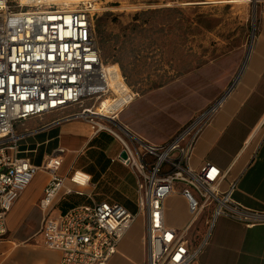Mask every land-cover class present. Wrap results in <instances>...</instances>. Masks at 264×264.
<instances>
[{"label":"built area","instance_id":"1","mask_svg":"<svg viewBox=\"0 0 264 264\" xmlns=\"http://www.w3.org/2000/svg\"><path fill=\"white\" fill-rule=\"evenodd\" d=\"M102 10L100 0H0V240L7 234L6 218L13 205L36 174L46 171L50 180L39 202L46 212L40 229L42 246L59 250L64 264H108L138 215L107 200L55 214L67 195H86L91 178L74 170L69 176L74 187L67 186L66 177L58 174L59 150L41 165L19 156L15 126L86 100L119 95L98 43L96 20ZM136 95L129 89L128 101ZM220 105L218 100L162 144L146 142L123 126L118 125L120 131L108 126L104 116L116 118L118 110L100 115L94 114L99 106L82 109L80 115L95 133L106 130L121 143L122 151L112 161L136 175L137 202L145 217L146 264H192L206 240L194 245L190 225L207 212L210 226L221 215L247 225L264 223V210L232 199L235 182L221 190L226 176L221 168L209 161L199 168L189 165L205 124ZM177 183L192 217L184 229L169 226L165 216L166 201L177 191Z\"/></svg>","mask_w":264,"mask_h":264},{"label":"crops","instance_id":"2","mask_svg":"<svg viewBox=\"0 0 264 264\" xmlns=\"http://www.w3.org/2000/svg\"><path fill=\"white\" fill-rule=\"evenodd\" d=\"M218 100L221 105L205 124L189 165L199 168L207 161L217 165L226 172L222 191L235 182L234 201L264 210V7L249 48L231 49L136 95L113 119L117 127L123 126L142 140L162 144ZM70 107L17 123L19 156L41 165L59 150L62 164L58 174L66 177L67 186L74 187L69 180L74 170L90 176L91 186L84 190L93 199L67 195L72 197L65 205L68 209L93 200L123 205L122 200L137 198L136 175L122 163L112 161L122 151L119 140L106 130L95 133L80 111H67ZM109 138L118 145L113 147ZM84 155L86 160L78 164ZM49 180L48 172L39 171L8 213L7 234L0 240V264H64L59 250L42 246L40 229L46 212L39 202ZM176 189L165 204L166 222L184 229L192 217L181 194L182 185L177 183ZM209 216V212L202 214L190 225L188 234L194 245L206 240L192 264H264V223L247 225L221 215L210 226ZM147 257L142 215L119 242L108 264H146Z\"/></svg>","mask_w":264,"mask_h":264},{"label":"rangeland","instance_id":"3","mask_svg":"<svg viewBox=\"0 0 264 264\" xmlns=\"http://www.w3.org/2000/svg\"><path fill=\"white\" fill-rule=\"evenodd\" d=\"M100 1L103 10L96 20V32L102 59L105 65H116L129 89L138 94L231 49L249 48L264 7V0ZM118 97L109 94L86 100L67 111L82 112L83 107H98L100 102L108 99L112 103ZM104 119L108 126L120 131L115 119ZM108 142L113 147L118 145L112 138ZM85 160L86 155L78 164ZM71 198L65 197L57 209L66 211ZM137 201L138 197H134L121 203L142 218Z\"/></svg>","mask_w":264,"mask_h":264},{"label":"bare ground","instance_id":"4","mask_svg":"<svg viewBox=\"0 0 264 264\" xmlns=\"http://www.w3.org/2000/svg\"><path fill=\"white\" fill-rule=\"evenodd\" d=\"M106 70L111 78V85L118 91L119 98L110 103V100H104L94 114H103L102 112L116 111L121 108L123 103L129 99V88L123 81L119 69L114 64L105 65Z\"/></svg>","mask_w":264,"mask_h":264},{"label":"trees","instance_id":"5","mask_svg":"<svg viewBox=\"0 0 264 264\" xmlns=\"http://www.w3.org/2000/svg\"><path fill=\"white\" fill-rule=\"evenodd\" d=\"M152 89V88H151Z\"/></svg>","mask_w":264,"mask_h":264}]
</instances>
